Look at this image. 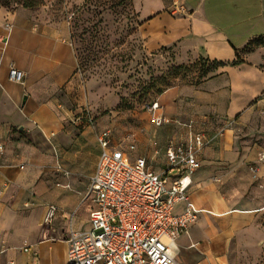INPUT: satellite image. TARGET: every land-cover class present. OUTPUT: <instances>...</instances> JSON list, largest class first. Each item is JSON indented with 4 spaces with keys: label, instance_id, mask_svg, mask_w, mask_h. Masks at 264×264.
Listing matches in <instances>:
<instances>
[{
    "label": "crops",
    "instance_id": "0c3cea01",
    "mask_svg": "<svg viewBox=\"0 0 264 264\" xmlns=\"http://www.w3.org/2000/svg\"><path fill=\"white\" fill-rule=\"evenodd\" d=\"M82 2L43 0L37 8L20 6L10 11L0 7V19L7 17L13 23L6 49L3 54L0 51V143L4 147L0 156V199L10 183V191L17 190L21 184H30L31 172L18 169L21 164L24 166L23 161L31 162L34 158L30 149L34 142H26L23 137L34 134L35 125L53 134L52 142L59 154L56 163L63 168L66 167L63 159L68 150L88 141L95 156L85 172V190H79L81 177L78 174L63 184L69 185L70 182L78 191V197L70 207L46 203L57 205L55 219L58 215L67 218L73 214L70 224L75 230L81 229L83 222H88L87 211L76 215L74 210L80 207L87 195L89 179L100 154L97 133L103 129L98 132L89 129L93 128L95 120L91 124L77 122V118L73 120V115L78 113L77 109L73 111V99H69L67 90L76 70L77 58L70 41L68 23L54 5L66 8ZM132 3L138 13L137 18L153 16L163 10V17L160 18L162 14L159 18L154 17L163 22L156 42L163 47H173L175 61L179 63L200 56L231 62L236 57L235 50L240 56L242 62L219 67L213 77L196 85L181 86L173 105L163 107V111L159 108V112L181 121L195 119L197 129L213 136V141L200 152V168L190 175L187 195L198 213L188 232L175 241L172 251L176 261L179 264H251L258 258L256 226L264 213V163H257V175L249 170V166L256 163V156L264 147L239 138V134L242 125L252 118L253 113H258L257 106L264 103V96L262 101L254 103L264 91V52L260 51L261 48L244 51L247 44L264 35L261 0H226L225 6L221 0H213L212 4H206V0H185V12L176 18H169L164 12L172 0H154L156 8L147 13H143L145 0H132ZM152 20L149 22L154 29ZM10 62L17 68L24 65L33 72L27 82L25 75V83L20 90L2 86V81L8 80ZM17 96L21 101L14 112V105L11 104L9 110L7 102L16 101ZM11 111L15 114H6ZM238 113L241 114L237 123L226 126ZM69 121L75 125L83 124V130L77 136ZM12 124H16V134L9 133ZM163 127L170 131L167 138L178 135L176 125ZM222 128L223 135H217ZM5 181L8 185L3 188ZM52 182L40 188L42 194L48 192ZM183 206V202L178 203L175 211H180ZM1 207L0 204V228H8L13 224L14 211L7 206L1 211ZM74 220H77V228L73 226ZM60 232L64 233L63 230ZM48 239L30 243L35 247L33 250L37 257L28 252L27 256L16 261L6 256L10 246L0 238V250H3L0 264H8L10 260L14 264H66V255L62 261L49 258L46 263L39 259V245ZM61 241L66 243V238Z\"/></svg>",
    "mask_w": 264,
    "mask_h": 264
},
{
    "label": "rangeland",
    "instance_id": "374dc122",
    "mask_svg": "<svg viewBox=\"0 0 264 264\" xmlns=\"http://www.w3.org/2000/svg\"><path fill=\"white\" fill-rule=\"evenodd\" d=\"M212 1L206 0V4H212ZM153 2L154 0H145L143 13L156 8ZM225 2L226 0H221L223 6ZM17 7L19 5L11 2L7 7L9 10L5 9L10 11ZM54 9L58 10L68 23L70 41L77 58L76 70L67 90L69 99H73V111L77 109L78 113L79 107L84 106L83 102H87L85 105L91 107L95 120L90 130L98 132L109 128L115 142L121 144L124 149L134 140L135 148L129 152L130 158L143 156L156 171L163 169V146L170 131L166 127H157L152 123V113L147 110L146 105L158 102L163 111V107L173 105V99L181 86L199 84L203 79L213 77L218 69L202 68L204 59L202 56L179 63L175 61L173 47H163V44L156 42L163 22L162 19L154 17L159 18V14H162L160 18L163 17V10L153 16L137 18L138 13L132 0H83L80 4L66 8L54 5ZM164 12L169 18H176L170 15V7ZM152 18L154 29L149 22ZM257 48L264 52V35L251 42L244 51ZM262 66L264 67V64ZM18 68L26 73V82L29 81L33 72L24 65H19ZM2 86L15 90L23 87L7 79L2 81ZM263 96L264 91L254 103L262 101ZM16 99L14 102L11 100L7 102L9 110L11 104L14 105V112L21 101L20 97ZM257 108L258 113H253L252 118L242 125L239 138L264 147V103ZM6 114L15 113L11 111ZM240 114L230 118V123H237ZM78 115H73V120ZM76 121L84 122L83 119ZM68 124L74 128L76 136L83 130V124L75 125L72 121ZM15 125L9 127V133H17ZM1 127L0 124V141ZM23 138L26 142H34L30 148L34 158L31 162L23 161L24 167L18 171L29 170L32 178L29 180L30 184L27 186L21 184L15 191H10L12 187L10 183L1 196V211L6 206L10 207L15 216L12 226L0 228V238L5 241L6 246H10L6 256L16 261L28 255V252L21 250L24 242L31 243L37 239L41 241L49 238L39 245L41 250L39 259L46 263L49 258L62 261L66 255V243L61 240L67 237L68 230L64 228L68 229L73 214L66 216L67 218L58 215L52 223L43 226L45 205L47 202H54L62 208L71 206L78 197V191L70 182L69 185L63 184L79 174L81 177L79 190H85L84 184L87 180L85 172L92 164L95 153L90 151L88 141H83L81 146L69 149L63 159L67 174L57 173L55 163L59 154L52 142L53 134H48L44 128L35 125L34 134H28ZM50 181L54 182L51 183L48 192L42 194L40 188L44 184L49 186ZM81 203L80 207L74 210L76 215L82 211L89 213L94 207L88 197ZM73 222L74 228H77V220ZM88 226L89 223L86 221L80 228L85 229ZM256 227L258 258L251 264H264V213L259 217ZM61 229L65 234L60 232Z\"/></svg>",
    "mask_w": 264,
    "mask_h": 264
},
{
    "label": "built area",
    "instance_id": "2783aa9c",
    "mask_svg": "<svg viewBox=\"0 0 264 264\" xmlns=\"http://www.w3.org/2000/svg\"><path fill=\"white\" fill-rule=\"evenodd\" d=\"M185 0H172L170 14H184ZM13 30L7 17L0 19V51L3 54ZM25 72L12 62L8 65V81L24 85ZM152 113L151 121L157 126L173 124L178 135L166 139L163 169L156 171L143 156L131 159L135 148L132 140L126 149L113 139L109 128L97 133L100 154L94 173L90 176L86 197L94 207L88 216L89 226L75 230L69 224L66 234V264H179L173 254L175 241L188 232L196 220L198 209L189 200L187 191L190 175L200 168V152L213 141V136L197 129L195 119L181 121L159 112L158 102L146 105ZM77 120L87 124L94 120L88 105L79 107ZM228 121L226 126H230ZM217 135H223V128ZM4 147L0 143V156ZM264 163V150L258 152L256 163L249 170L257 175L259 164ZM24 166H19L22 169ZM56 171L67 174L58 162ZM8 181L2 183L6 188ZM184 206L175 211L178 203ZM57 205L45 206L43 226L52 223ZM21 250L37 257L33 245L24 242ZM3 253V250H0ZM8 264H14L12 260Z\"/></svg>",
    "mask_w": 264,
    "mask_h": 264
},
{
    "label": "trees",
    "instance_id": "16d2710c",
    "mask_svg": "<svg viewBox=\"0 0 264 264\" xmlns=\"http://www.w3.org/2000/svg\"><path fill=\"white\" fill-rule=\"evenodd\" d=\"M11 2H15V4L19 5V7L21 6V7H25V8H37L43 4V0H0V6L8 9L7 7H9ZM258 38H256V39H258ZM256 39H254V40H256ZM253 41H251V42H253ZM249 44H247V46H245L244 49H246V47H248ZM235 56H236L235 59L231 62L209 60V59L204 58L203 64H201V67L206 68L205 70H210V69H216V68L218 69L219 67H223L227 64L234 65V64L242 62L240 59V56H239L238 52H236V50H235ZM206 63H207V65H205ZM204 66H206V67H204Z\"/></svg>",
    "mask_w": 264,
    "mask_h": 264
},
{
    "label": "water",
    "instance_id": "95a60500",
    "mask_svg": "<svg viewBox=\"0 0 264 264\" xmlns=\"http://www.w3.org/2000/svg\"><path fill=\"white\" fill-rule=\"evenodd\" d=\"M261 15L264 21V0H261ZM25 100V97L23 98V102Z\"/></svg>",
    "mask_w": 264,
    "mask_h": 264
}]
</instances>
